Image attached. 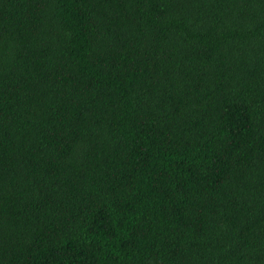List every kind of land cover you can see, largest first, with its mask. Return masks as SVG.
Returning a JSON list of instances; mask_svg holds the SVG:
<instances>
[{"label":"trees","instance_id":"1","mask_svg":"<svg viewBox=\"0 0 264 264\" xmlns=\"http://www.w3.org/2000/svg\"><path fill=\"white\" fill-rule=\"evenodd\" d=\"M0 264H264V0H0Z\"/></svg>","mask_w":264,"mask_h":264}]
</instances>
